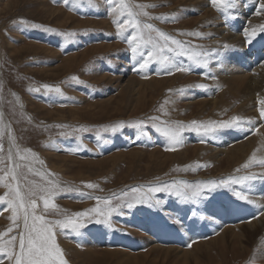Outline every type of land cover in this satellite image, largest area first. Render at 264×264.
I'll return each mask as SVG.
<instances>
[{"label":"rangeland","instance_id":"1","mask_svg":"<svg viewBox=\"0 0 264 264\" xmlns=\"http://www.w3.org/2000/svg\"><path fill=\"white\" fill-rule=\"evenodd\" d=\"M198 1H204L202 7L210 8L217 16L220 24L213 28L221 27L232 34L241 31V35L247 29L251 35L254 27L257 31L251 39L253 47L248 48L249 42L244 45L247 42L245 35L239 38L240 41L244 38V51L237 49L236 43L234 46L227 44V48L213 45L212 39L217 36L208 35L209 28L195 23L205 11L198 5L189 6L184 0H126L134 12L149 14H141L140 21L153 24L177 40L187 41L191 48L183 56L166 53L174 57L177 67L190 71H177L156 60L141 69L140 64L147 58L151 46H141L144 56L133 55L127 39L134 30L128 29L123 37L117 35L113 21L122 22L127 18L112 11L120 0H93L97 7L89 6L86 0L79 3L74 0L67 3L64 0H0V145L3 146L0 168L19 164L17 173L21 186L39 185L53 189L51 196L42 195L56 208L45 212L43 201L38 200L36 210L48 220H64L78 212L103 208L105 199H110L112 207L123 205L119 213H112L111 227L96 223L103 217L89 212L87 217L80 219L85 224L80 235L71 228L57 226L54 229L56 243L67 264H185L182 253H193L196 245L215 240L227 228L249 224L264 215V207H261L264 206V194L259 200L255 191L264 187V166L252 162L244 168L245 162L237 169H226L225 157L216 156L215 151L221 147L231 149L245 143L260 130L264 131L261 100L252 98L247 112L235 115L234 109L239 102L231 100L230 109L222 110L220 102L224 97L228 101V93L218 84V74L222 71L220 59L227 51L235 56L238 64L250 51L258 54L248 64L247 71L251 76L257 75L255 68L263 65L258 62L264 61V32L259 31L264 26V10H260L264 0H236L237 9H229L227 21L210 0ZM137 5L156 7L141 10ZM258 17H261L260 22L252 24ZM246 18L250 21L246 22ZM189 32L203 33L205 37L182 35ZM67 33L75 35L68 36ZM25 45L34 46L38 51H21ZM195 45L202 47H191ZM94 50L98 51L93 53ZM214 51L219 52V56L211 57L207 69L188 59L194 52ZM71 57H74L70 61L73 65L62 67ZM152 81H163L164 85L159 87ZM200 84L207 87H197ZM43 85L59 87L61 93L50 92ZM37 88L40 91H29ZM221 93L220 101L217 99L215 105L210 102L204 107L205 101L218 98ZM252 111L254 115L246 116ZM234 116L241 118L240 127L218 128L207 134L203 129L197 132L186 128L182 132L183 142L176 145L175 150H166L172 147L171 142L157 131L158 127L165 126V122L182 125H190L193 121L220 123L230 121ZM249 120L252 123H248ZM121 122L124 126L113 131V127ZM137 122H142L140 127L129 126ZM250 125L255 126L251 129ZM239 128L244 130L239 140L222 146L234 137L235 132L237 134ZM200 147L206 152L201 153L203 156L199 150L194 151ZM9 148L13 154L11 162L7 159ZM154 151L160 154L151 158ZM177 153L182 159L173 155L171 162H164L166 157ZM21 156L24 159H20ZM221 160L218 166L217 161ZM252 174L256 179L232 184L230 188L215 187L211 191L205 188L204 198L195 203L185 202L171 191L150 194L152 199L147 203H136L134 199L147 192L148 187L167 184L172 189L184 188L182 181L196 186L197 181H220ZM49 181L59 189L74 191H58ZM89 183L96 187L87 188ZM133 187L140 188V193H132ZM75 190L87 195L82 197ZM7 191L0 186V196ZM234 191L244 192L252 203L239 200ZM157 200L159 204L155 203ZM131 202L133 207L128 208L127 203ZM238 208L254 215L243 221ZM218 211H232L239 219L230 224L215 215ZM10 216L11 210L5 203H0V232L12 226ZM20 223L22 226V221ZM190 227L193 228L191 233ZM12 234H16V230ZM258 256V249L240 254L236 248L220 251L216 246H203L189 261L197 259L196 264H264V258ZM0 259L3 264H10L7 258Z\"/></svg>","mask_w":264,"mask_h":264},{"label":"snow or ice","instance_id":"2","mask_svg":"<svg viewBox=\"0 0 264 264\" xmlns=\"http://www.w3.org/2000/svg\"><path fill=\"white\" fill-rule=\"evenodd\" d=\"M64 2L67 3L68 0H64ZM79 2H81V0H74V3ZM86 2L91 7H97L93 0H86ZM210 2L218 12L225 15V20L227 21V13L229 9L235 7L236 0H210ZM136 7L143 10L146 7H156V5H137ZM260 10H264V3L260 4ZM260 10H258L257 14H259ZM112 11L114 13H118L120 16H127V18L122 22L117 20L113 21V23L116 24L118 36L123 37L124 32L128 31V29L134 30V34L127 39V43L130 45L133 55L144 56L145 53L140 51L141 46H151V50L146 53L147 58L140 64L141 69L146 68L152 60H156L161 65L168 68H175L177 71L191 70L177 67L173 62L174 57L166 54L174 53L176 56H183L186 52L191 50L187 41L177 40L171 35L156 28L153 24L140 21L139 16L141 14L144 16H148L149 14L146 11H143L142 13L134 12L126 0H120V3L116 6V8L112 9ZM149 19L165 18L149 17ZM33 27H40V25H33ZM145 30H147L146 33ZM48 31L53 30L48 29ZM256 31L257 30L253 28L251 35H249L248 30H245V36L247 37L249 43L255 36ZM259 31L264 32V26H261ZM152 33H155V36H153ZM66 35L73 36L75 34L67 33ZM182 35L194 36L201 39L205 37V34L199 32L182 33ZM191 47L199 48L202 46L195 45ZM223 47L227 48L228 46L224 45ZM214 56L218 57L219 52H194L188 57V59L192 60L197 66L207 69L211 62V57ZM72 79L78 80L77 77H72ZM43 87L50 92L55 91L56 93H61V89L59 87L50 85H43ZM197 87L205 89L207 86L200 84L197 85ZM29 91H40V89H29ZM259 103L264 105V100L259 101ZM260 116L264 118V107L260 109ZM241 122V118L237 116L232 117L230 121L220 123L212 121L197 123L196 121H193L190 125H182L179 123L168 124V122H165V126L158 127L157 131L161 132L171 142L172 147L166 150H175V146L183 142L182 132L186 128L197 132H199L200 129H203L204 133L207 134L214 133L218 128L240 127ZM141 123L142 122H137L135 124H130L129 126L140 127ZM248 123H252V121L249 120ZM123 126L124 124L121 122L113 127V131ZM2 150L3 146L0 145V151ZM7 159L9 162L13 161L11 148H9ZM20 159H24V157L21 156ZM252 162L264 166V159L256 160L254 152L252 157L249 158V162L245 163L242 167L248 168L249 164ZM0 163H3V158H0ZM19 167V164H15L11 167L0 168V172H3V175H0V186L8 189L3 196H0V203H5L7 208L11 210V216L9 219L12 221V226H10L6 231L0 232V257L7 258L10 261V264H67L62 250L56 243V233L54 229L57 226L62 229L71 228L76 235H80V229L85 227V224L81 223L80 219L87 217L89 212L103 217L102 220L97 219L96 223H103L111 227L110 217L112 213H119V209L123 207V205L112 207L110 199H105L103 208L95 207L84 212H78L72 217H68L64 220H48L45 215H38L36 210L39 207L38 200L43 201V209L45 212H47L50 208H56V205L51 203L49 198H45V196L42 195V193H47L51 196L53 189L41 187L39 185L31 187L21 186L18 181L17 173V169ZM254 179H256L255 174L238 178L229 177L227 180L220 181L209 180L206 182H198L196 186H189L187 185V182H180L181 184H184L185 187L175 189H172L169 185L164 184L161 186L148 187L147 192L135 196L134 199L136 203H147L152 199L150 194L171 191L172 194L181 198L185 202L195 203L204 198L205 188L209 191L213 190L215 187L230 188L232 184H243L245 181H251ZM6 180H9V182H6ZM12 182L16 183L14 184ZM49 183L53 184V188L58 191H74L71 188L59 189L52 181H49ZM86 187L95 188L96 186L89 183ZM143 187L144 186H140V188ZM140 188L133 187L130 191L132 193H140ZM75 191H77L78 195L82 197L87 195L86 193L79 192L78 190ZM123 195H127V193H124ZM234 195L239 200L252 203V201L248 199V196L242 191H234ZM95 199L100 200L101 198L96 197ZM155 203L159 204L160 201L157 200ZM127 207L132 208L133 204L127 203ZM21 221L22 226L20 223ZM14 230H16V234L10 235ZM5 237H7V239H5ZM0 264H3L2 259H0Z\"/></svg>","mask_w":264,"mask_h":264},{"label":"bare ground","instance_id":"3","mask_svg":"<svg viewBox=\"0 0 264 264\" xmlns=\"http://www.w3.org/2000/svg\"><path fill=\"white\" fill-rule=\"evenodd\" d=\"M184 1H186V3H188L189 6H191V5H198L201 9H204L202 7V5L204 4V1H198V0H184ZM256 3H258V2H256ZM204 10L205 11H203L202 16H200L199 18H197L195 23L196 24H199L197 26H203V27L205 26L206 28H209V30H207V32H206V33H208V35L210 34L211 36H217V39H212V44L215 45V46H217V47H223L224 45H227V44L229 46H231V44L236 43L238 45H236L235 47L237 49H239V50H243L244 51V48H242V43H243L242 40L244 38L241 39V41H240L239 38H241L245 34L241 35V31H238V32L235 31V34H232V33L226 32L221 27L213 28V26H216V25L219 26L220 22L218 21L217 16L216 15H215L216 17L214 16V14L212 13V11H211L210 8L209 9H204ZM239 10H240V7H239ZM258 18L255 19L254 21H252V24H256V23L260 22L261 17H258ZM244 20L246 22H249L250 21V19H247V18L244 19ZM263 20L264 19H262V21ZM240 23H242V21ZM251 28H252V26H251ZM251 28L248 27L249 31H250ZM248 33H250V32H248ZM246 41L247 42L244 43L245 46L247 45L246 43H248V40H246ZM233 46H234V44H233ZM251 47H253V45L250 42V44L248 45V48H251ZM27 49L32 50L35 53L38 51L37 50L38 48L36 49L34 46H31V45H25V46L21 47V51H24V50H27ZM40 50L44 51L43 53L47 52V50H45V49H39V51ZM97 51L98 50H94L93 53H96ZM235 51H236V49H235ZM228 52L229 51H227L221 57V59H220L221 60V64H222L221 65V67H222L221 70L222 71L221 72L219 71V74H218V78H219V83L218 84L222 85L223 88L225 89V91L228 93V95H227L228 101H226V98L224 97V101L223 102H220V107H222V110H226V109H228L230 107L229 106L230 105V101L231 100H233V101L236 100V101L239 102V105L234 109V114L235 115H237V114H243V113L247 112L248 107L250 106V101H251L252 98H255L256 97V99L264 100V61L258 62L259 65H262V64L263 65L261 67L255 68V69H257L255 71V73L257 75L251 76V73L249 71H247L248 64H249L250 61H253L258 54H255V52H253V51H250V53H247L246 52L247 55H245L244 58H243V61L238 64L235 61V56L234 55L232 56ZM239 54H241V53H239ZM260 54H261V52H260ZM73 59H74V57L68 58V60L66 62H64V64H62V67L63 66H64V68L71 67L73 65V63L70 62V61L73 60ZM252 73H253V71H252ZM162 82L163 81H160V82L152 81L153 85L156 84L159 87L164 85ZM127 87H129V85ZM134 87H136V86L134 85ZM130 89H133V85L132 84H130ZM221 97H223V93H221L218 98H215V99L212 98L208 102L205 101V103H203L204 104V107H206L210 102H211L212 105H215L216 102H217V99L219 100V98H221ZM215 107H217V106H215ZM261 107H264V105H261ZM249 115H254V111H252L251 113L247 114L246 116H249ZM254 126L255 125H250V128L252 129ZM236 131H238L237 134L235 132L234 135H233L234 137L232 139H229L227 142L225 141V143H223L222 146H225L226 144H229V143H232L234 141L239 140V138L241 137V135L244 134L243 128L236 129ZM257 131H259V129ZM225 137H226V139L229 138L227 135H225ZM198 150H199V154L200 155H202L201 153L206 154V152L203 151L201 149V147H200V149H198V148H195L194 149L195 152L198 151ZM215 151H216V156H224L225 157L226 160H223V161L226 163V167H225L226 169H234V168L237 169V168H239V166H241L240 165L241 163L248 162L249 158L252 157V155H253L254 152H255V158H258L259 160L260 159H264V131L263 130H260L259 132L256 133V135H254L253 137H251L245 143H242L240 145H237L235 147H232L231 149H224V147H221V148L216 149ZM135 152H137V151H135ZM156 154H160V153L157 152V151H154V152H152L150 154V157L153 158ZM173 155H179V153L169 155L168 156L169 158L166 157L165 160H164V162L165 161H170L171 160V157L170 156H173ZM179 156H180V159H182V157H181L182 155H179ZM216 158H218V157H216ZM115 159H117V158H115ZM174 159H176V158H174ZM199 159H200V156H199ZM258 159H256V160H258ZM221 163H222V160H221V162L220 161H217V165L218 166ZM56 167H54V168H56ZM54 168H53V170H54ZM261 180H263V179H261ZM259 182H261V181H259ZM255 191H256V195L259 197V200H260V198L262 199L261 196L264 194V187L261 188V189L255 190ZM238 209H240V208H238ZM260 210H262V209H260ZM240 211H241V215L244 218L243 221H245L247 218H249V217H251V216L254 215L253 213L252 214H249L248 211L243 210V209H240ZM221 213H223L224 215H222ZM215 215L218 218H222L225 222L228 221L230 224L233 222L234 219H239V218H237L235 216L236 213L233 214L232 211H229V213H228V211L227 212L226 211L225 212H222V211L219 212L218 211L217 213H215ZM249 222H251V221H249ZM209 226H210V224H209ZM192 229L193 228L190 227V229H189L190 230V233H191V230ZM188 234H189V232H188ZM192 235H194V234H192ZM203 246H206V247H209V248L210 247H213V246H216V247L219 248L220 251H224V250H227V249H230V248L231 249L232 248H236L237 250H239V253L240 254L246 253L247 251L249 252L251 249L252 250L253 249H258L259 250V256H262L264 258V215L262 217L258 218L256 221H253V222H251L249 224L235 226L234 228H227L224 232H222L220 234V237L216 238L215 240H212V241H210V242H208L206 244L196 245L195 248H194V252L193 253H191V252L182 253V255H184L183 256V260H184L185 264H190V263L196 264V263H198L199 261L197 259H195V262H190L189 261V258L195 252H199L200 249H201V247H203Z\"/></svg>","mask_w":264,"mask_h":264},{"label":"trees","instance_id":"4","mask_svg":"<svg viewBox=\"0 0 264 264\" xmlns=\"http://www.w3.org/2000/svg\"><path fill=\"white\" fill-rule=\"evenodd\" d=\"M182 182H184V181H182ZM198 182H201V181H197L196 183H194V184H197ZM188 183V182H187ZM189 185H191V184H189ZM132 204H134L133 202H131Z\"/></svg>","mask_w":264,"mask_h":264}]
</instances>
